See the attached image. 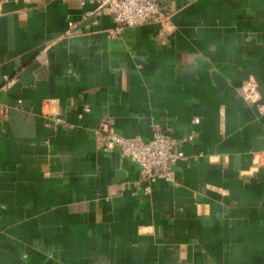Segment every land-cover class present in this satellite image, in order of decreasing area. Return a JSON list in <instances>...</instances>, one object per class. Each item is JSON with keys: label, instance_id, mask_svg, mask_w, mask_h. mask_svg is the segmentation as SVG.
Segmentation results:
<instances>
[{"label": "crops", "instance_id": "1", "mask_svg": "<svg viewBox=\"0 0 264 264\" xmlns=\"http://www.w3.org/2000/svg\"><path fill=\"white\" fill-rule=\"evenodd\" d=\"M80 1L0 0V264H264V113L238 94L264 103V0H159L120 31ZM103 116L168 129L175 183L99 151Z\"/></svg>", "mask_w": 264, "mask_h": 264}, {"label": "built area", "instance_id": "2", "mask_svg": "<svg viewBox=\"0 0 264 264\" xmlns=\"http://www.w3.org/2000/svg\"><path fill=\"white\" fill-rule=\"evenodd\" d=\"M23 1L27 5L33 0ZM80 2L92 5L90 10L99 11L105 8L110 12L116 31L147 20L168 18L167 13L161 12L159 0H81ZM89 12L86 11L83 16ZM69 24L71 26L72 22ZM7 85L8 82H5L2 88H6ZM238 94L245 103L254 105L259 113H264V103L254 81H243L238 87ZM84 110L88 111V107H84ZM53 120L55 124L63 123L60 117H54ZM197 120L194 118L193 121ZM152 128V135L148 139L139 135L125 136L116 131L111 117L103 116L92 131L99 151L103 153L115 151L121 158H127L138 166L141 179L147 181L144 187L146 190L157 179L175 183V165L178 160L185 157L183 152L176 148V139L171 136L168 129L161 130L157 123H154Z\"/></svg>", "mask_w": 264, "mask_h": 264}]
</instances>
